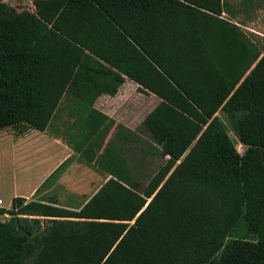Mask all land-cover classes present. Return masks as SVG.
I'll list each match as a JSON object with an SVG mask.
<instances>
[{
	"label": "trees",
	"instance_id": "16d2710c",
	"mask_svg": "<svg viewBox=\"0 0 264 264\" xmlns=\"http://www.w3.org/2000/svg\"><path fill=\"white\" fill-rule=\"evenodd\" d=\"M33 3L0 0V130L45 132L68 110L70 147L110 177L77 208L56 196L0 207V264H264V46L228 0ZM127 78L161 99L144 126L165 161L144 187L132 137L105 143L112 121L93 105Z\"/></svg>",
	"mask_w": 264,
	"mask_h": 264
},
{
	"label": "rangeland",
	"instance_id": "374dc122",
	"mask_svg": "<svg viewBox=\"0 0 264 264\" xmlns=\"http://www.w3.org/2000/svg\"><path fill=\"white\" fill-rule=\"evenodd\" d=\"M17 9L28 8L35 9L34 0H1ZM229 9L234 21L243 22V29L247 34L260 46H264V0H228ZM230 17L229 14H225ZM134 97V106L138 117L139 134L132 137L129 143L125 145V155L132 171L134 179L139 181L141 187L148 184L151 177L158 170L159 166L164 163L165 159L161 155L160 148L151 138V133L145 129L142 119L154 108L151 95L136 93L135 90L128 96ZM156 98V96H154ZM147 98V99H146ZM67 112V111H66ZM219 117L226 123L229 133L236 143L237 149L242 153L245 152L246 146L238 139L232 131L228 115L220 111ZM72 130V136L77 135V129L72 127V121L67 119V113L62 117L54 120L49 128L48 134L62 136L69 140V130ZM73 128V129H72ZM30 134H32L30 136ZM26 140L31 147L26 149L24 154H18L20 162H14L12 154L4 160V155L0 153V207L11 208L13 193L20 188L23 183L31 180L40 168L49 166L54 163L55 158L63 153L62 149L55 147L52 143L46 142L43 134H37L29 130L26 134H18V129L9 127L0 130V150L4 144L13 147L22 138ZM107 137H105V142ZM112 141V140H111ZM14 142V143H13ZM109 142V141H108ZM117 142V141H115ZM7 145L5 147H7ZM74 162L67 167L66 172L61 176L56 184L50 186L51 190L46 196H56L59 203L72 208H77L83 204L104 182L109 175L100 171L96 172L94 167L86 165L78 154L74 153ZM20 164H25L22 168ZM65 177L63 180L62 178ZM44 187L43 190H46ZM9 216L0 215L1 220H7Z\"/></svg>",
	"mask_w": 264,
	"mask_h": 264
},
{
	"label": "crops",
	"instance_id": "0c3cea01",
	"mask_svg": "<svg viewBox=\"0 0 264 264\" xmlns=\"http://www.w3.org/2000/svg\"><path fill=\"white\" fill-rule=\"evenodd\" d=\"M134 90L136 93H141V94L146 95L147 98H148V95H151L152 96L151 97L152 103L155 104L154 108L161 101V99L153 93L148 94V93L141 92L139 90V84L136 83L135 81L127 78L126 82L121 86L119 92L116 95H114V96L108 95V94L101 95L96 100L95 104H93L94 108L97 111H99L103 115L107 116L112 121L109 125L106 124L108 127L107 126L101 127V131L103 129L107 130V131L105 130V132H104V135H106V137L108 138V139H106L105 143H107L110 140H112L113 142L117 141L116 136L120 132H124L125 135L127 137H130V138L137 136L139 134V130L137 129L139 119H138L137 114L135 112L136 107L134 106L137 102H135V104L133 105L134 100H135L134 97L132 95L128 96L129 94H132ZM154 96H156V98ZM153 109L151 111H153ZM65 113H67V119L71 120L73 123V121L75 120V116L74 115L71 116V114L68 110H65L64 114ZM147 115L142 119V123H144ZM98 118H99V120H101L100 117H98ZM73 128L76 129L75 126ZM30 130L32 131V133L36 131L37 134H39V133L43 134L46 142H50L55 147L62 149L63 153L58 155L55 158V161L53 164L46 166V167H43V168H40L39 171L35 173L34 177L31 180L23 183V185L20 188H18L15 191V193H13L12 202H13V199L17 196L24 197L28 200H33V199L39 200L40 198L46 197V194L51 190V188H50L51 185L47 186L46 190L42 189L41 193H39L38 195H35L36 191L47 180V178L59 167V165H61V163H63L68 157L73 155L72 154L73 149L70 147L69 140H65L64 138H62V136H59V135L48 134L49 129H47L45 132L39 131L37 129H30ZM101 131H100V133H102ZM31 135L32 134H30V136ZM28 138H29V136H27V138H22L16 144H14L13 147L15 148V150H13V151H12L11 146L7 145L8 143L4 144L2 146V149L0 150V153L2 152V154L4 155V160L6 159V157L7 158L9 157V154H12V156L14 158V162L15 163H17L18 161L20 162V160L18 158V154L19 155L24 154L26 149L31 147V144H28V141H26ZM6 145H7V147H5ZM74 153H75V151H74ZM20 166H22V168L26 167L25 164H22V165L20 164ZM96 172H99V170ZM100 172L103 174H107L103 171H100ZM107 175H109V174H107ZM109 177H110V175H109ZM109 177H108V179H109ZM64 178L65 177H63L62 180ZM59 179H57V181ZM57 181L53 184H56ZM101 186L90 197H92L101 188ZM2 205H3V202L0 203V206H2ZM11 207H12V205H11ZM7 209H9V208H7ZM5 215L7 216L8 214H5Z\"/></svg>",
	"mask_w": 264,
	"mask_h": 264
}]
</instances>
